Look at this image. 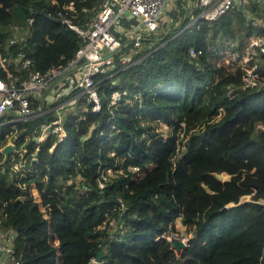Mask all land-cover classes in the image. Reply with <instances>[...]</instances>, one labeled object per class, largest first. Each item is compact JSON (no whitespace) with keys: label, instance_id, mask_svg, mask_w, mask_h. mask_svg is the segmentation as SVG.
I'll return each mask as SVG.
<instances>
[{"label":"trees","instance_id":"obj_1","mask_svg":"<svg viewBox=\"0 0 264 264\" xmlns=\"http://www.w3.org/2000/svg\"><path fill=\"white\" fill-rule=\"evenodd\" d=\"M70 1L73 20L84 24L103 0H0V55L24 52L31 70L66 64L84 43L57 15ZM188 22L144 35L127 66L96 75L100 110L86 103L85 111L67 112L64 138L51 133L38 149L27 139L29 170L20 178L8 173L18 153L4 159L0 150V232L14 234L20 264H264V205L257 202L264 199V128L256 127L264 124V86L241 88L240 68L224 61L228 52L238 56L252 29L241 10L200 19L199 28ZM191 46L201 50L197 57ZM0 77L9 79L1 67ZM114 90L126 94L111 104ZM54 118L48 111L16 121L18 146ZM159 122L169 125L165 135ZM8 125L0 124V148ZM107 165L122 172L100 187L99 168ZM118 196L125 208L115 213ZM178 219L189 236L176 252ZM98 251L101 263L91 261Z\"/></svg>","mask_w":264,"mask_h":264},{"label":"built area","instance_id":"obj_2","mask_svg":"<svg viewBox=\"0 0 264 264\" xmlns=\"http://www.w3.org/2000/svg\"><path fill=\"white\" fill-rule=\"evenodd\" d=\"M185 2L187 7L183 21L189 19L187 25L195 24L197 28L200 19L213 21L228 11L243 12L245 22L250 25L252 32L238 56L235 52H228L224 56V61L226 64L231 63L233 69L240 68L241 88L264 86V0H185ZM168 5H170L168 0H103L95 15L84 24H79L73 20L76 16L74 3L72 1L64 3L57 11V15L62 23L82 38L84 43L66 64H57L44 71L29 69L31 58L24 52H18L16 56L0 55V67L6 71L9 78L7 80L0 77V122L13 124L18 120H26L31 116L51 111L55 113L56 118L37 126L33 130L32 138L42 141L51 133L57 134L59 139L64 138L66 130L62 121L64 115L70 111V105L78 108L73 113L85 111L86 103L91 104L92 111L100 110L101 102L94 77L98 74L112 76L116 67L127 66L141 46L144 35L161 26L164 20L163 12ZM17 29L18 26L15 25L13 36H17ZM123 34L126 39H130L125 43V54L114 57L123 46L121 37ZM130 42L132 44H129ZM200 52L201 50L194 46L188 49L191 57H197ZM12 65L13 69H10ZM21 69L28 70L27 76L17 81L18 76L13 77V73L19 74ZM125 94V90H114L110 96V103H115ZM7 114H11L12 117L2 121ZM256 127L264 128V124H256ZM14 151L22 156L16 149ZM14 165L16 167V163ZM129 168L135 173L140 172L138 166ZM121 172V169L111 165L100 167L98 185L103 187L111 177H116ZM23 174L19 173V178ZM33 189L32 187L31 190ZM117 199L119 204L115 208V213L125 208L122 199L119 196ZM257 202L264 205V199ZM109 224L113 223L109 221ZM13 236L12 232H0V264H20L13 255ZM162 236L171 239L169 234H159L156 238ZM91 261L101 263L102 260L93 257Z\"/></svg>","mask_w":264,"mask_h":264},{"label":"rangeland","instance_id":"obj_3","mask_svg":"<svg viewBox=\"0 0 264 264\" xmlns=\"http://www.w3.org/2000/svg\"><path fill=\"white\" fill-rule=\"evenodd\" d=\"M168 2H169L170 5H168V9L165 8L164 9V12H163V15H164V17L166 19V22H164V24H162L158 28V30H156L158 33H162V32L170 33L173 30H178V28L182 24L183 19H184V16H185V11H186V7H187L185 0H168ZM183 9H184V14H182ZM170 23H172V24H170ZM77 109L78 108L75 105H70V111L76 112ZM0 124L1 125H8L9 124L8 126L14 125V127H10L11 130L6 134V140L5 141H7V143H9V141H15V138H16V136H18V133H19L18 132L19 129H17L15 127V124H12V123H8L7 124V123H2V122ZM157 130L161 133L160 135H162V134L165 135L169 131V125H167L164 122H159L157 124ZM16 145L18 146L17 143H16ZM18 159H19V155L17 154V156L15 155L14 156V160L11 162L12 167L14 169L11 168V170L8 172L9 173V178L10 177H15V176H18L19 177V173L18 172H19V167L20 166H19V160ZM24 159H26V161L28 160L27 157H25ZM20 160H23V159H20ZM16 161H17L18 165H16V167H15L14 163H16ZM1 170L5 171V168H3L1 166ZM222 175H223V178H222L223 180L224 179H228V177H229L226 174H222ZM33 188L34 189L32 190V192H33L34 196L36 197V200L39 202L40 208L42 210H44V207L41 204L40 195H39L37 189L35 187H33ZM248 197H246V198H248ZM192 204L193 203L190 202V206L191 207H192ZM189 211H191V210H189ZM44 216H46L47 218L49 217L48 216V213L45 210H44ZM114 218H115V214H113V216H111V218H109L108 221H110V222L113 223L112 219H114ZM48 223H49V226H48V231H49L51 229L50 221ZM106 223H107V221L104 223V225ZM175 227H176V233H175L176 238L184 239V241L187 240V237L189 236V234H186V232H185V226H184V224L179 219L177 220V222H175ZM53 241H54L53 240V237L51 239V236H50L49 237V242L52 245L55 244ZM58 261H59V263H62L60 257H58Z\"/></svg>","mask_w":264,"mask_h":264},{"label":"crops","instance_id":"obj_4","mask_svg":"<svg viewBox=\"0 0 264 264\" xmlns=\"http://www.w3.org/2000/svg\"><path fill=\"white\" fill-rule=\"evenodd\" d=\"M166 9H168V6L166 7ZM163 17H164V15H163ZM166 19H165V17H164V20H163V22L161 23V25L162 24H164V22H166L165 21ZM174 21V20H173ZM121 34V33H120ZM121 37H122V42H124L123 43V45H125V43H127V42H129L130 41V39H126V36L123 34V35H121ZM123 53H120V55H123V54H125V49H123ZM115 56L114 57H118V56H120V55H116V54H114ZM1 123V122H0ZM14 124V123H13ZM32 136H33V131H32V133H29L28 135H26V136H24L23 137V142L20 144V146L18 147L17 145H16V141H10L9 143H11V144H13V147H14V149H16L17 151H19L21 154H22V156L20 157L19 156V166L21 167H19V172L18 173H24L25 171H27V170H29L28 168L29 167H27L26 166V163H27V161H26V159H24L26 156H25V152H27V147H26V145H25V142L27 141V139H31V140H34V143H35V149H36V145H37V147L39 148V143L40 142H42V141H36L34 138H32ZM6 143H7V141H6ZM37 148V149H38ZM14 157V156H13ZM29 157H33V158H35V156H34V152L32 151V152H30L29 153ZM20 159H23V160H20ZM16 165H18V163H17V161H16ZM23 166V167H22ZM16 171V170H15ZM49 231H52L51 229L49 230ZM49 234H50V236H51V239H52V237H53V242L55 243L54 244V246H58V240H57V238H56V236H55V234H54V232H52V233H50L49 232Z\"/></svg>","mask_w":264,"mask_h":264},{"label":"water","instance_id":"obj_5","mask_svg":"<svg viewBox=\"0 0 264 264\" xmlns=\"http://www.w3.org/2000/svg\"><path fill=\"white\" fill-rule=\"evenodd\" d=\"M123 43H124V42H122V44H123ZM13 151H14V147H13V144H11V143H6V144L3 145L2 148H1V152H2L3 155H4V159H7L9 153H11V152H13ZM217 177H218L219 179L223 180V179H222V178H223V175H222L221 173H218V174H217ZM186 243H187V242L184 241V240H182V239H179V238L174 239V241H173V245H174V247H175L176 252L180 251V249H181L182 247H184V246L186 245ZM101 256H102V252H101V251H98V252H97L96 259H97V260H100V259H101Z\"/></svg>","mask_w":264,"mask_h":264},{"label":"bare ground","instance_id":"obj_6","mask_svg":"<svg viewBox=\"0 0 264 264\" xmlns=\"http://www.w3.org/2000/svg\"><path fill=\"white\" fill-rule=\"evenodd\" d=\"M14 41V39H12ZM15 123V122H14Z\"/></svg>","mask_w":264,"mask_h":264}]
</instances>
